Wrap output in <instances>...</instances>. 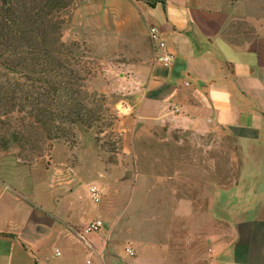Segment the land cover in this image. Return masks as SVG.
<instances>
[{
	"label": "rangeland",
	"instance_id": "obj_1",
	"mask_svg": "<svg viewBox=\"0 0 264 264\" xmlns=\"http://www.w3.org/2000/svg\"><path fill=\"white\" fill-rule=\"evenodd\" d=\"M214 3L215 11L228 7V37L241 47L255 42L264 58V0ZM92 6L90 0H72L55 17L64 22L69 59L87 78L86 102L102 121L91 129L75 126L70 139L52 146L39 142L42 149L33 160L19 149L0 150V209L43 208L52 221L47 237L61 254L56 259L68 264H86L87 259L130 264L125 248L133 246L139 232L147 235L150 223L163 225L166 215L149 207L155 201L165 204L170 191L192 196L196 206L214 203L224 219H258L264 226V143L248 146L224 129L190 130L174 120L161 126L134 123L123 106L141 88L142 71L133 67L144 58L139 51L151 48L155 61L153 43L150 37H130L120 18L104 24ZM213 184L230 192L204 197ZM94 186L100 190L99 203L90 195ZM97 219L104 227L86 233ZM5 222L0 214V226ZM141 224L146 228L141 230Z\"/></svg>",
	"mask_w": 264,
	"mask_h": 264
},
{
	"label": "crops",
	"instance_id": "obj_2",
	"mask_svg": "<svg viewBox=\"0 0 264 264\" xmlns=\"http://www.w3.org/2000/svg\"><path fill=\"white\" fill-rule=\"evenodd\" d=\"M214 1L90 0L101 22L120 18L130 37L149 38L156 27L175 56L165 67L154 61L151 48L139 51L144 58L133 67L142 71L141 88L123 106L134 123L161 126L174 120L185 129H224L248 146L262 144L264 58L255 42L241 47L228 37V7L215 11ZM222 191L230 189L213 184L203 196L217 192L218 198ZM164 196L165 204L155 201L149 207L166 215L163 225L150 223L147 235L133 236L136 255H126L130 264H264V226L258 219H224L214 203L196 206L192 196L179 190ZM22 208L0 209L6 216L0 226V264L70 263L56 259L61 254L47 237L52 221L43 208Z\"/></svg>",
	"mask_w": 264,
	"mask_h": 264
},
{
	"label": "trees",
	"instance_id": "obj_3",
	"mask_svg": "<svg viewBox=\"0 0 264 264\" xmlns=\"http://www.w3.org/2000/svg\"><path fill=\"white\" fill-rule=\"evenodd\" d=\"M72 0H0V150L30 160L39 142L70 139L101 116L86 102V76L72 64L55 14ZM3 119V120H2ZM41 154H37V157Z\"/></svg>",
	"mask_w": 264,
	"mask_h": 264
},
{
	"label": "built area",
	"instance_id": "obj_4",
	"mask_svg": "<svg viewBox=\"0 0 264 264\" xmlns=\"http://www.w3.org/2000/svg\"><path fill=\"white\" fill-rule=\"evenodd\" d=\"M150 40L153 43L155 49V61L165 67H168L174 61L175 56L170 53L167 49V45L160 33V31L156 27H152L150 29ZM176 111H179L177 108ZM177 113V112H176ZM90 195L95 203H99L101 200L100 190L97 187L90 188ZM104 227V223L102 220L97 219L92 223L88 224L86 227V233L94 234L100 231ZM125 253L128 257H135L136 251L130 245L125 248ZM87 264H92L90 259L87 260ZM205 264H210L209 262H205Z\"/></svg>",
	"mask_w": 264,
	"mask_h": 264
}]
</instances>
